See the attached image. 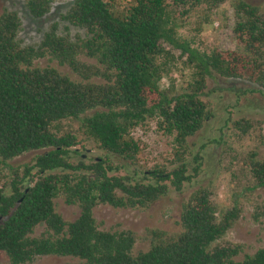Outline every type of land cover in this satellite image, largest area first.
Returning <instances> with one entry per match:
<instances>
[{"label": "trees", "instance_id": "16d2710c", "mask_svg": "<svg viewBox=\"0 0 264 264\" xmlns=\"http://www.w3.org/2000/svg\"><path fill=\"white\" fill-rule=\"evenodd\" d=\"M59 1L64 0H25V8L39 20ZM224 2L73 0L61 20L85 30L87 38L73 41L59 35L54 24L36 47L23 46L18 39L22 22L16 12L0 16V164L44 151L22 172L9 166V191L0 190V252L10 264H28L45 256L79 260L68 264H264V248L239 261L242 245L221 242L241 210L235 206L220 212L208 188L197 190L183 205L180 234L167 237L153 231L150 250L136 256L132 231L101 230L94 216L100 205L147 209L192 182L185 155L188 140L211 117L203 99L208 77L250 81L260 88L250 92L263 94L264 13L259 7L245 0L232 3L237 51L201 52L179 36L182 18L204 4L213 11ZM164 42L179 48L194 68L184 93L173 94L172 65L159 63L166 54ZM81 55L97 65L81 62ZM44 58L69 67L82 80L53 67H36L35 62ZM96 77L105 83L91 82ZM166 77L169 84L163 88ZM70 120L81 122L85 138L105 152V158L90 162L80 158L76 148L85 149L84 141L74 133H61L62 122ZM150 121L174 138L181 165L171 172L159 166L140 171L142 178L120 175L121 168L109 156L141 165L146 144L134 132ZM249 167L255 188H264V161L252 160ZM59 197L79 207L74 222L56 212ZM39 226H45L44 234L33 237Z\"/></svg>", "mask_w": 264, "mask_h": 264}, {"label": "rangeland", "instance_id": "374dc122", "mask_svg": "<svg viewBox=\"0 0 264 264\" xmlns=\"http://www.w3.org/2000/svg\"><path fill=\"white\" fill-rule=\"evenodd\" d=\"M235 0H225L216 10L210 11L204 4L187 18H182L183 27L179 32L182 40H186L193 48L201 52L212 53L237 51L238 43L234 34L235 18L232 3ZM259 7L264 13V0H245ZM73 5V0L59 1L53 4L50 13L42 19L35 20L25 8V0H0V16L5 12H16L21 19L22 29L18 39L23 46H38L52 25H58V34L71 40H84L87 32L71 26L61 20ZM179 17V15H178ZM166 54L159 63L171 64L175 79V92H185L193 81L194 68L187 64V56L181 55V50L163 43ZM80 61L88 65H97L96 61L85 55ZM36 67H53L61 74L75 81L82 79L74 74L67 66L44 58L35 62ZM93 83L104 84L105 81L96 77ZM169 79L164 78L162 85L167 88ZM260 88L246 80L226 79L216 74L206 79L204 101L209 104L211 117L204 127L188 140V151L185 163L189 174L194 178L191 183H185L182 192L172 190L147 209L121 210L107 205H100L94 210V216L101 230L132 231L137 242L133 254L150 250L153 242V231L163 232L167 237L180 234L181 212L183 205L188 202L193 193L201 188H208L214 194L213 200L220 212L231 210L237 206L241 210L240 219L228 232L222 243L242 245L243 253L237 260L241 261L247 255L255 254L264 248V188H255V181L250 173L249 164L252 160L264 161V91L251 93ZM90 112L89 115H92ZM61 133H74L84 141L85 149L78 146L77 153L81 159L90 162L105 158L106 153L99 150L92 140L85 138L78 120L64 121ZM134 135L146 144L141 165L135 166L124 162L116 156H109L114 164L121 168L120 175L139 176L140 171L152 170L159 166L171 172L181 165L175 155L174 138L161 131L155 121H150L146 127L136 129ZM44 151L32 152L8 161L6 166L0 164V190L9 191L11 182L10 167L19 168L21 172L25 165H32L34 158ZM77 157V155H75ZM79 157V156H78ZM77 157V158H78ZM201 163L196 175L197 158ZM182 158V157H181ZM5 176V179H1ZM146 176L149 177L147 173ZM56 212L66 222H74L80 215L78 206H69L63 197L55 200ZM258 218V219H257ZM45 226H39L33 237L44 234ZM72 257L45 256L38 257L28 264H68L78 263ZM0 264H10L5 253L0 252Z\"/></svg>", "mask_w": 264, "mask_h": 264}]
</instances>
